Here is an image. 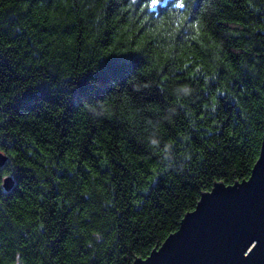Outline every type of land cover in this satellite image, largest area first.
<instances>
[{"label":"trees","instance_id":"obj_1","mask_svg":"<svg viewBox=\"0 0 264 264\" xmlns=\"http://www.w3.org/2000/svg\"><path fill=\"white\" fill-rule=\"evenodd\" d=\"M152 2L0 0V264H133L251 176L264 0Z\"/></svg>","mask_w":264,"mask_h":264},{"label":"water","instance_id":"obj_2","mask_svg":"<svg viewBox=\"0 0 264 264\" xmlns=\"http://www.w3.org/2000/svg\"><path fill=\"white\" fill-rule=\"evenodd\" d=\"M0 159L7 161L3 155ZM264 136L252 183L236 182L235 187L218 183L202 194L194 211L187 213L179 229L145 259L133 264H243L249 253H240L249 239L259 245L264 239ZM262 162V163H261ZM14 186H5L10 191ZM215 194V196H214ZM251 264H264L257 252Z\"/></svg>","mask_w":264,"mask_h":264},{"label":"snow or ice","instance_id":"obj_3","mask_svg":"<svg viewBox=\"0 0 264 264\" xmlns=\"http://www.w3.org/2000/svg\"><path fill=\"white\" fill-rule=\"evenodd\" d=\"M159 3H160V0H153L151 7L155 8V7H157V5ZM177 6L180 8H184L185 4L179 3ZM176 93L178 95H182L185 97L191 95V92L188 88L180 87L179 85L176 86ZM154 143H155V141H154ZM157 147L160 149H164L165 148L164 142L157 145ZM168 150L169 151H175L174 148L168 149ZM3 155H6V154L0 153V156H3ZM262 162H264V161H262ZM6 163H7L6 161H4L3 159H0V188H4L6 185L10 187L12 185V180L14 178L13 174L10 171H8V169L5 167ZM261 176L264 177V170L261 171ZM246 179L251 181L252 183H254V181L257 179V176L246 177ZM221 183H223V181H221ZM240 183H244V181H240ZM229 187L234 188L235 186L229 185ZM214 196H215V194H214ZM257 252L264 253V239H260L259 245L253 244L252 240L249 239L248 243L245 244V246L243 247V249L241 250V253H240L241 257H243L245 253L250 254L247 257V260L243 261V264H251V261Z\"/></svg>","mask_w":264,"mask_h":264}]
</instances>
